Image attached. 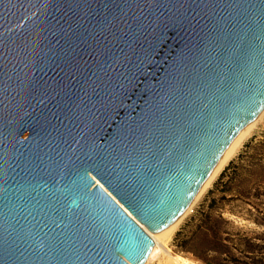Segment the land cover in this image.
Listing matches in <instances>:
<instances>
[{"label":"water","instance_id":"water-1","mask_svg":"<svg viewBox=\"0 0 264 264\" xmlns=\"http://www.w3.org/2000/svg\"><path fill=\"white\" fill-rule=\"evenodd\" d=\"M264 112V0H0V264H144Z\"/></svg>","mask_w":264,"mask_h":264},{"label":"rangeland","instance_id":"rangeland-1","mask_svg":"<svg viewBox=\"0 0 264 264\" xmlns=\"http://www.w3.org/2000/svg\"><path fill=\"white\" fill-rule=\"evenodd\" d=\"M242 238L264 245V116L179 224L163 253L191 264H253L237 250ZM163 261L157 255L147 264Z\"/></svg>","mask_w":264,"mask_h":264},{"label":"bare ground","instance_id":"bare-ground-1","mask_svg":"<svg viewBox=\"0 0 264 264\" xmlns=\"http://www.w3.org/2000/svg\"><path fill=\"white\" fill-rule=\"evenodd\" d=\"M264 116V112H262L253 122H251L244 134L240 137V139L237 141V143L233 146V148L228 152V154L225 156V158L222 160V162L219 164L217 169L214 171V173L211 175V177L208 179V181L205 183V185L202 187V189L198 192L190 206L187 208V210L161 235V237L151 246L149 256L144 264L150 263L153 258L157 255H161L164 257L165 263L163 261V264H191L189 261L185 260L184 258L180 256H174L171 253L164 254L163 251L166 248V245L172 236V234L175 232L179 224L182 222V220L190 213L191 209L195 205V203L199 200V198L203 195V193L208 189V187L211 185V183L214 181L216 176L219 174V172L222 170V168L225 166V164L229 161V159L233 156L237 148L241 145V143L245 140V138L250 134L252 128L257 123V121ZM159 261V260H158ZM160 262V261H159ZM158 262V263H159ZM161 264V263H160Z\"/></svg>","mask_w":264,"mask_h":264},{"label":"trees","instance_id":"trees-1","mask_svg":"<svg viewBox=\"0 0 264 264\" xmlns=\"http://www.w3.org/2000/svg\"><path fill=\"white\" fill-rule=\"evenodd\" d=\"M206 219L210 218V213L206 214ZM202 225L198 226V230H202ZM215 239L216 233H212ZM240 246L237 247L239 253L249 258L253 264H264V245H261L255 241H251L248 238H242L239 240ZM251 256V257H248ZM232 262H238L235 257L231 258ZM243 262V261H242ZM245 264V263H244Z\"/></svg>","mask_w":264,"mask_h":264}]
</instances>
